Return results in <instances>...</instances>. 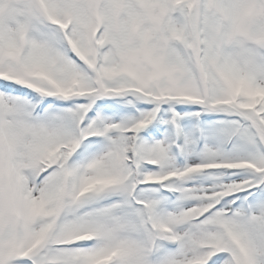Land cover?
<instances>
[{
  "label": "snow or ice",
  "instance_id": "1",
  "mask_svg": "<svg viewBox=\"0 0 264 264\" xmlns=\"http://www.w3.org/2000/svg\"><path fill=\"white\" fill-rule=\"evenodd\" d=\"M0 264H264V0H0Z\"/></svg>",
  "mask_w": 264,
  "mask_h": 264
}]
</instances>
